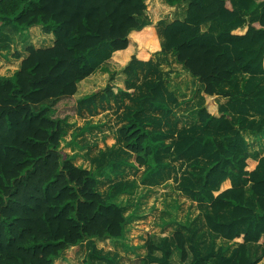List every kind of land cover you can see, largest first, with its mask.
Listing matches in <instances>:
<instances>
[{"label":"trees","instance_id":"obj_1","mask_svg":"<svg viewBox=\"0 0 264 264\" xmlns=\"http://www.w3.org/2000/svg\"><path fill=\"white\" fill-rule=\"evenodd\" d=\"M185 2V17L164 24L161 40L153 39L143 20L147 8L157 19ZM206 23L217 31L203 32ZM29 29L37 48L29 45L19 69L16 61L17 71L0 76V264H54L86 240L82 264H118L117 254L97 249L94 239L124 238L131 217L117 197L135 186L123 179L125 168H142L140 182L154 186L169 178L177 161L188 168L175 177L176 187L197 203L202 220L157 244L148 237L134 264H173V250L180 264H259L264 241L254 258L248 245L264 235V155L248 169L242 131L263 129L264 0H0V40L9 43L11 33L26 40ZM50 34L53 45L39 48L52 40ZM158 49L201 85L196 123L166 142L174 132L162 129V119L168 122L176 98L161 79H146L136 97L127 95L135 106L120 118L119 147L95 156L87 151L82 159L89 167L76 165V154L63 151L61 143L68 119L80 111L78 84L113 54L126 62L134 53L123 68L126 83L134 86L138 70L156 73L150 57ZM8 66L0 59V74ZM102 69L108 83L101 100L108 101L119 86L112 84L116 72ZM217 96L226 102L218 105ZM83 101L94 103L92 95ZM69 102L71 114L64 113ZM87 130L72 131L67 146ZM101 179L108 181L105 193ZM226 179L231 188L215 195ZM217 238L241 241L226 254L229 248L216 247Z\"/></svg>","mask_w":264,"mask_h":264},{"label":"rangeland","instance_id":"obj_2","mask_svg":"<svg viewBox=\"0 0 264 264\" xmlns=\"http://www.w3.org/2000/svg\"><path fill=\"white\" fill-rule=\"evenodd\" d=\"M182 9L183 8L179 6L175 8V11H180ZM147 11V15L145 14L143 16V20L149 22L151 26L146 27V30L149 29V34H152L154 37L153 39L157 38L156 40L159 42L158 37L161 40L160 32L162 26L168 23L172 19L171 15L177 12L168 11L169 14L167 17L159 16V18L155 19L148 8ZM246 19L249 18L247 17ZM215 23L220 24L219 22ZM203 27L201 29H203ZM217 29V27L215 28L213 26L208 27L209 31H217ZM146 30L141 31L139 37H142V33H145ZM25 37L27 39L23 40L19 35L11 33L9 37L10 42L7 43L5 47H0V59L10 64L8 69L4 71L5 75L13 73L17 68V62L19 64L18 59L13 56L15 53L24 56L26 48L29 45L36 47L37 43L32 40V34L29 30L26 32ZM48 45H50V42H48ZM47 46H41L39 48ZM156 52L157 53L152 54L151 57L149 56L152 62L151 67L156 69V73H152L153 71H149L147 68L138 70L137 75L132 78L134 86H128L126 83L128 75L123 72V68L128 64L129 59L125 62L123 61L124 55L116 56L114 54L92 75L78 84V90L74 96V100L77 99L80 101V111L78 115H72L68 119L66 135L61 143L63 151L70 155L76 154L77 157L74 160L76 165L89 167V162L82 159L87 151L90 155L95 156L98 155L99 150L111 149L112 146L115 149L119 147V143L116 139V129L121 125L120 118L128 108L135 106V103L127 95L133 92V95L136 97L138 95L137 87L142 86L146 79H161L176 98L177 107L173 109V113L167 118L168 122L165 121L166 119H162L164 121L162 129L169 130L170 128V131L174 132L166 142L174 140L179 130L196 123V111L203 104L201 85L197 80L193 79L185 69L176 64L174 58L170 54L159 53V49ZM120 57L123 58L121 59ZM2 68H4V66ZM102 68H107L110 71L116 72L112 84L115 87L117 85L119 86V92L108 101L101 100L108 83V74ZM90 95H92L93 104H89L88 101L81 102L83 97ZM170 106H173V104L170 103ZM73 111L74 102L67 103L64 113L71 114ZM146 112L159 118L162 117L159 111L151 112V110L147 109ZM250 115L247 116L248 120L251 119ZM254 117L258 119L260 116L255 115ZM84 126H88V130L76 138L73 147L67 146L70 142L72 131L81 129ZM242 134L243 136H247V134H249L248 130H243ZM256 135L258 137H255V140H258L261 147L264 148V137H262L264 135V129L260 134ZM247 140V147H249L251 146L250 137H247ZM257 147H259V145H257ZM260 150L261 149L258 148L259 152ZM263 150H261V152ZM171 165L172 169L168 171L170 174L169 178L160 181L158 185L154 186H149L140 182L143 171L142 168H125L123 179L129 182H135V186L128 193L119 195L117 201L124 208L126 217L141 216L142 220L125 225L123 239H109L106 241L94 239L97 249L117 254L118 264H134V262H137L143 252L139 248L141 247L140 244H142V240L146 238V232L154 235V241L164 237L163 235L166 234V232L163 233V231L167 229L169 222L166 220L167 217H174L175 222L172 223L173 229H177L176 223H184L185 220H183V218L185 217L186 209H188L189 215L187 216V220H196L197 217L193 216L190 204L186 202L187 200H184L187 204L181 205L183 203L182 198L165 192L170 189L174 190L171 186L176 188V185H174V183H176L174 181L175 177L179 179L181 174L184 173V170L188 168L187 163L183 161L172 162ZM118 179L119 178H117V180ZM107 187L108 181L106 179H101L99 190L105 193ZM167 231L170 232L171 230L169 229ZM135 237L139 239H134ZM207 240H209V237L206 235L205 241ZM215 243L217 244L218 241L216 240ZM130 247L135 249H131ZM88 249L89 242L86 240L77 247L66 249L61 254L60 258L54 261V264H82Z\"/></svg>","mask_w":264,"mask_h":264},{"label":"crops","instance_id":"obj_3","mask_svg":"<svg viewBox=\"0 0 264 264\" xmlns=\"http://www.w3.org/2000/svg\"><path fill=\"white\" fill-rule=\"evenodd\" d=\"M187 5H188V2H185V3H183L182 5H179L180 7H182L183 9L182 10H180V11H175V12H177L176 14H174V15H171V20L168 22V23H170V22H172L173 20H177V19H179V20H182L184 17H185V15H186V10H187ZM179 6H177V7H179ZM168 8H173L174 10H175V8H176V6H173V7H168ZM174 12V11H173ZM171 13V12H170ZM174 16V17H173ZM168 23H166V24H168ZM213 23H206V24H203L202 26H201V28L203 27V29H201L203 32H205V31H209L208 30V27L209 26H213L212 25ZM34 27H37V26H34ZM38 27H40V31L42 32V30H41V26H38ZM31 29V28H30ZM30 29H29V31H30ZM7 31L9 30V29H6ZM47 35V34H46ZM49 35V34H48ZM50 36H51V38H52V40L50 41V45H48L47 47H50V46H52L53 45V42H54V37H53V35L52 34H50ZM7 45V43H5V42H3V41H1L0 40V47H5ZM36 48V47H35ZM44 48H46V47H44ZM121 51H123V50H120V51H116L115 53H119V52H121ZM134 54V53H133ZM27 55V53H25V55L24 56H20L21 58H19L18 59V61H19V64H18V69H19V67H20V64H21V60L25 57ZM121 59L123 58V57H120ZM174 58V57H173ZM129 59V61H130V59H131V55H130V57L128 58ZM177 64V63H176ZM179 66H181L180 64H178ZM182 67V66H181ZM263 68H264V59H263ZM18 69H16L15 71H17ZM14 71V72H15ZM13 72V73H14ZM13 73H10L9 75H5V73H2V74H0V76H10V75H12ZM201 89H202V87H201ZM202 95V94H201ZM215 102L218 104V105H221V104H224L225 102H226V99H224V98H221V97H219V96H217L216 98H215ZM203 105V104H202ZM201 105V106H202ZM263 129H264V126H263ZM262 129V130H263ZM248 133L249 134H247V136H244V138H245V140H247V137H250V141H251V146H249V147H247V150H248V152H249V155H250V159H249V166H248V169L249 170H252V169H254V167L256 166V164H257V160L260 158V157H262L263 155H264V148L263 147H261V145H260V143L258 142V140H255L256 138L255 137H258L256 134H260V133H255L254 134V132H252V131H250V130H248ZM260 137V136H259ZM262 137H264V135L262 136ZM254 140V141H253ZM248 141V140H247ZM254 144V145H253ZM253 145V146H252ZM257 145H259V147H257ZM258 148H260L261 150H263L262 152H261V150H260V152L258 151ZM84 166V165H83ZM84 167H86V166H84ZM174 185H176L175 183H174ZM156 187V186H155ZM174 190H166L165 192L167 193V194H173V196H177V197H180V198H182V200H183V203L181 204V205H185V204H187V203H185V201L184 200H187L186 202H189V204H190V207H191V211H192V214H193V216H196L197 218V221H199V220H202V214H201V211H200V209H199V207H198V205H197V203L196 202H193V201H191L187 196H184L178 189H177V187L176 188H174L173 186H171ZM229 188H231V182H230V180L229 179H226L221 185H220V188H219V191L218 192H216L215 193V195L216 194H218L219 192H222V191H224V190H227V189H229ZM155 189H158V188H155ZM153 190V189H152ZM164 196H165V194H164ZM175 202V201H174ZM187 216H189L188 215V209H186V214H185V217L183 218V220H185L184 221V223H176V227H177V229H173V222H175V220H174V217L173 218H169V217H167V219L166 220H168L169 222H168V226H167V229L166 230H164L163 231V233H165L166 232V234H164L163 236L164 237H162V238H165V237H169V235L173 232V231H175V230H180V229H184L183 228V226L184 225H188L189 227H191V228H195V221H191V220H187ZM192 216V217H193ZM140 220H142V218H141V216L140 217H131V221L130 222H128L127 224H132V223H134V222H138V221H140ZM179 221V220H178ZM177 222V221H176ZM198 223H200V222H198ZM126 224V225H127ZM157 228H159V227H157ZM171 230L170 232H168L167 230ZM204 231H206V228L205 227H203L202 228ZM186 231V230H185ZM162 235V234H161ZM145 236H146V238L144 239V240H142V244H140V250H142L143 252L141 253V256L140 257H142L144 254H145V252H146V250H145V248H143L142 247V245H143V243L145 242V240L148 238V237H150L152 240H153V242L155 243V244H157V243H159L160 242V240L162 239H160V240H157V241H154V235H151L150 233H148V232H146L145 233ZM134 239H139V238H137V237H135ZM217 241H218V243L216 244V247H218V246H223L224 248L225 247H228L229 249L226 251V254H229L230 253V251H231V249L233 248V247H235L236 245H237V243L238 242H240L241 241V239H236V240H234V241H227V240H225V239H222V238H217L216 239ZM263 241H264V235L260 238V240L258 241V242H256V243H250L249 245H248V250H249V255H250V257L251 258H254L255 257V255L256 254H258L259 253V251H260V248H261V246H262V243H263ZM132 249H135V248H132ZM156 254L157 255H160V253L159 252H156ZM170 261L173 263V264H180V253L178 252V251H176V250H173V252H172V255H171V258H170ZM259 264H264V257L260 260V262H259Z\"/></svg>","mask_w":264,"mask_h":264},{"label":"bare ground","instance_id":"obj_4","mask_svg":"<svg viewBox=\"0 0 264 264\" xmlns=\"http://www.w3.org/2000/svg\"><path fill=\"white\" fill-rule=\"evenodd\" d=\"M206 136V135H205Z\"/></svg>","mask_w":264,"mask_h":264}]
</instances>
